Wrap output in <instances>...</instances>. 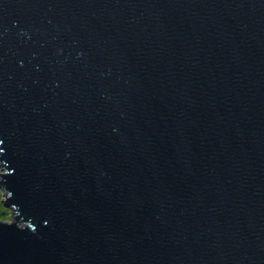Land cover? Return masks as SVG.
<instances>
[{"label": "water", "instance_id": "obj_1", "mask_svg": "<svg viewBox=\"0 0 264 264\" xmlns=\"http://www.w3.org/2000/svg\"><path fill=\"white\" fill-rule=\"evenodd\" d=\"M0 264H264V0H0Z\"/></svg>", "mask_w": 264, "mask_h": 264}, {"label": "rangeland", "instance_id": "obj_2", "mask_svg": "<svg viewBox=\"0 0 264 264\" xmlns=\"http://www.w3.org/2000/svg\"><path fill=\"white\" fill-rule=\"evenodd\" d=\"M0 213L11 216V210L0 201Z\"/></svg>", "mask_w": 264, "mask_h": 264}, {"label": "trees", "instance_id": "obj_3", "mask_svg": "<svg viewBox=\"0 0 264 264\" xmlns=\"http://www.w3.org/2000/svg\"><path fill=\"white\" fill-rule=\"evenodd\" d=\"M1 198H2V190L0 188V201H1Z\"/></svg>", "mask_w": 264, "mask_h": 264}]
</instances>
